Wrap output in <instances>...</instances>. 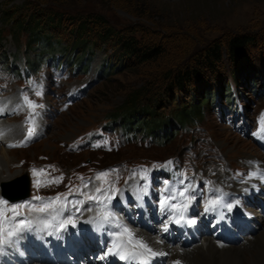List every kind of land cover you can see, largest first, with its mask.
Segmentation results:
<instances>
[{"label":"rangeland","instance_id":"rangeland-1","mask_svg":"<svg viewBox=\"0 0 264 264\" xmlns=\"http://www.w3.org/2000/svg\"><path fill=\"white\" fill-rule=\"evenodd\" d=\"M32 10L39 12L44 25L57 23L47 12L64 14L65 19L54 29L41 28V35L54 42L53 49L41 50L40 44L28 41L26 32L12 30ZM77 12L103 15L117 31L132 34L143 46L158 48L159 54L142 63L126 59L116 39L104 41L95 32L87 36L92 43L90 54L80 59V49L72 50ZM91 25L99 28L97 23ZM242 36L254 38L255 43L231 54L230 43ZM215 42L222 45L223 55L212 71L202 57ZM188 68L199 69L202 76H193L185 91L171 87L174 75ZM226 83L230 90H221ZM194 87L200 92L212 88L214 96L199 119L183 125L177 119V107L192 102ZM36 88L42 95L33 96ZM18 91L29 93L43 105L37 109L35 135L23 148H10L7 143L25 139L22 133L29 127L28 108L20 104L21 111L1 116L3 128L19 131L0 142V163L5 174L8 165L16 170L12 181L29 175L27 202L39 204L33 197H55L85 183L89 184L85 192L106 187L96 176L111 172L107 179L120 189L119 197L130 183H147L157 204L172 182L161 170L167 159L195 181L207 177L233 188L255 172V162L248 159H264V149L253 140L258 119L264 114V0H0V97ZM137 95L138 108L150 106L157 112L153 119L160 123L156 134H145L142 128L125 129L122 115L126 116L127 103ZM134 115L139 119L152 116L143 110ZM33 169L45 172L33 175ZM144 175L147 181L141 178ZM61 176L62 182L47 183ZM256 176L264 179V174ZM8 181L0 183L1 194L12 188L5 185ZM71 196L82 199L75 193ZM108 205L113 211L123 208ZM251 211L260 217L258 208ZM151 219L154 217L148 224L156 228L159 223ZM249 243L243 244L251 250L255 246L252 252L237 256L243 258V264H253L254 258L256 264H264V245Z\"/></svg>","mask_w":264,"mask_h":264},{"label":"snow or ice","instance_id":"snow-or-ice-1","mask_svg":"<svg viewBox=\"0 0 264 264\" xmlns=\"http://www.w3.org/2000/svg\"><path fill=\"white\" fill-rule=\"evenodd\" d=\"M35 95H42L41 92H35ZM23 105L29 109L28 124L29 127L26 132V137L23 141L9 144L8 147H23L27 142L35 135L36 132V116L38 115L37 109L43 107V105L37 104L30 99L26 94L23 96ZM19 111V109H16ZM260 133H253V135L264 136V114L261 115L260 120ZM3 133L0 132V135ZM97 147L99 145H96ZM171 164V161L168 162ZM116 171V170H112ZM146 171V170H145ZM33 175H40L45 172V169L32 170ZM111 172L99 173L96 176L97 180H103L106 187H96L94 191L85 192L84 189L89 187L88 183H85L82 188L75 189L70 188L68 193H61L55 197L43 198L33 197L34 200L40 201L39 204H33L32 202L9 205L8 201L0 199V253H3L6 247H14L17 243V239L20 234L29 231H46L48 235H56L59 239V233L66 231L69 226L76 227L77 215L83 209L84 211H91V207L84 209L83 206L86 203L91 202L95 205H104V210L88 223L96 224L99 231L105 223L110 226L114 225L117 229L114 232H110L109 235L113 237L110 242V246L106 248L104 253L99 257L100 260H106L109 256L115 257L117 260L124 262V264H151V262L157 257L169 256V252L153 249L147 241L138 236L130 228L122 225L119 218L111 213L107 209V205L111 203L116 194L120 192V189L116 188L113 183L108 181V177ZM252 176H256L257 173L253 172ZM147 181V176L141 177ZM83 180V178L81 177ZM63 177L55 178L54 180L47 181L48 184L62 182ZM167 183V182H166ZM37 188L41 187V182L36 181ZM46 186V185H45ZM168 192V195H163L162 199L158 201L159 211L166 214L169 219L164 223L163 231L168 230L170 223L177 225H195L196 220L188 218L186 216L188 208L192 202L196 199L195 195L189 193L193 191L192 185H185L182 190L178 192L176 190L164 189ZM247 191V189H245ZM78 194L82 197L79 200H69L68 197L73 194ZM139 200L143 199L144 195H147V183L141 186L135 193ZM179 202L173 203V200ZM239 201H236L238 204ZM219 199L210 200L204 208L205 212L214 211L217 205H220ZM233 203L224 204L229 211L236 206ZM74 209L75 211H72ZM24 210V211H21ZM35 214L34 218H29L28 213ZM65 213H68L65 215ZM22 217V218H19ZM19 218V219H18ZM162 243V241H158ZM172 264H182L180 260H175Z\"/></svg>","mask_w":264,"mask_h":264},{"label":"bare ground","instance_id":"bare-ground-1","mask_svg":"<svg viewBox=\"0 0 264 264\" xmlns=\"http://www.w3.org/2000/svg\"><path fill=\"white\" fill-rule=\"evenodd\" d=\"M2 122H3V118L0 116V132L3 133L2 135H0V142L4 141L5 143L7 137L15 136L19 130L17 129L16 131V130H10L6 127L3 128L1 125ZM9 153H10L9 149H6V155H8ZM248 161L255 162L253 163L255 172L257 169L264 170V159L251 158L250 160L248 159ZM3 165L4 164H1L2 167L0 169V183H2L3 181L11 180L15 176H17V174H15L16 170L14 171V169L10 165H8V174H5L6 172L4 173ZM23 175H25V178H22L21 181L23 182V185H25V182L27 183V180L31 182L30 177L27 173ZM251 179L257 181L258 186L261 187V192H257L256 195H254V198L257 200L256 203L260 205V207H255V211H257V208L259 209L260 214H258V216L260 217H256L255 214L252 213L253 220L250 223L253 225V227L246 226L242 228L241 234L245 238H243L244 240H242L239 243L236 241L228 243L218 238L216 235L207 232L204 227H200L201 230L200 239L196 241L193 240V242L190 245L186 244L184 241H182L181 238H179L176 235L173 237L175 240L173 241L168 237V234H166L165 231H163V229L161 228L163 222L158 224L156 228H152V226L148 224V221L150 220L151 216L154 217L155 219V216H158L162 213L158 210L159 208L158 206H156L154 210L151 209L153 207V204H150L151 205L150 209L148 206L145 205L147 211H144V213L141 215L142 221L139 220L140 217H138V215L132 213L131 214L132 221L130 223L133 227L134 232L138 236L142 237L145 241H147L153 249L162 250L170 253L169 256H166L167 264H172V262L177 259L180 260L182 264H243L242 262L243 258L237 255L243 254V252L245 251L252 252V250L255 247L253 246L251 250V248H249L246 244L243 243L250 242L251 244L253 243L255 245H264V196H263L264 186H261L263 184L261 181H264V179H261L260 176H252L249 180ZM246 185L248 186L249 183L247 182L236 183L235 187L231 188V190L234 192V194L240 193L242 191L243 193L248 192L244 190V187ZM251 187L254 186L251 185ZM131 188H133V185H131ZM12 189L18 190V188L16 187ZM12 189L10 190V192H12ZM0 194H1V188H0ZM124 195L126 194L124 193ZM10 197L14 198L13 195H10ZM238 199L242 201L243 200L242 195L238 196ZM141 203L144 206V202L141 201ZM248 209L253 210V207ZM72 211L75 210L72 209ZM81 213H83L84 216L87 215L85 212H82V210L80 214ZM67 214L68 213H65V215ZM34 216L35 215H33L31 218H34ZM122 218L128 219L125 216H122ZM154 219L151 220L153 221ZM169 226H172V223H170ZM105 228L107 227H104L102 230H104ZM45 233L47 232L43 231V234H41V231H37L35 229L30 230L29 233H26V231L21 233L14 247L5 248L4 254L1 257V264L3 263L23 264L22 263L23 260L27 261L30 258H32V260L29 262V264H54L52 263L51 260H49V258H47L46 254L39 256L35 254L36 251L35 249L37 246H39L40 248L49 247L51 249L50 254L56 258L58 264H71L69 261L64 259L60 251L56 252L55 249H53V245L59 244V246H64L67 249H77L78 245L80 244L76 242L75 238L79 234L78 233L72 235L67 234L66 237L59 235L60 236L59 239L57 238L56 235H53L50 236L49 240H45L44 239ZM71 236H75V238L71 239L70 238ZM102 237H106V234H102ZM97 238H100L99 235ZM158 241H162V243H158ZM234 244H239V245L237 246ZM89 250L92 252L94 251V242L93 243L90 242L88 245L87 254L88 256L89 255L91 256L89 259H87L86 256L82 258L78 253L76 254V252L73 253L74 264H99L97 259H95L94 256L95 252L91 254ZM219 255L222 256L221 258H219L218 261L217 258L219 257ZM261 255H264V253ZM76 256L79 259V263H77ZM6 259H8V263L6 262ZM254 262L255 264L256 262H258L256 258L253 259V264Z\"/></svg>","mask_w":264,"mask_h":264},{"label":"trees","instance_id":"trees-1","mask_svg":"<svg viewBox=\"0 0 264 264\" xmlns=\"http://www.w3.org/2000/svg\"><path fill=\"white\" fill-rule=\"evenodd\" d=\"M38 14V11L32 10L29 17L13 26L12 30H17L19 34L26 32L28 35V41L34 40V42L40 44L41 50L47 51L54 48V42L51 41L49 38L45 37L44 35H41L42 33H44L41 28L47 27L54 29V27L58 25V22L64 20L65 17L63 13L47 12V15L52 20H56L57 23L55 24L53 21H51L47 22V24L44 25L42 24V21L40 19L41 17H39ZM43 14L41 16H43ZM76 15V19L79 20V22L77 24L74 41L72 43V50L75 51L77 49H80V59H83L87 54H90L92 49V43L88 40L87 36H90L91 33L95 32H97L98 37L102 38L104 41L109 40V38L116 39L117 45H119L120 49L122 50L121 55L124 56V58L126 59H135L138 63H142L157 57V55L159 54L158 48L143 46V43L132 34L123 35L121 31H117L113 27V25H111L110 21L99 13L77 12L74 17H76ZM7 16H9V12L6 13L5 17ZM91 22L93 23V25L97 23L99 28H94L91 25ZM96 29L99 30L95 31ZM247 43H255V39L248 36L238 37L234 39L232 43H230L229 52L231 54H234L237 51L240 52L239 49L244 50V48L247 46ZM73 53L71 55H73ZM222 55V45L215 42L206 49V54L204 57H202V63H204L206 66H209V68H211V70L213 71V68L217 67V63L222 60ZM78 57L79 56H77V58ZM193 76L201 77L202 73L199 69L196 68H188L182 71H178L174 75V84H171V87L174 85L180 90L185 91L190 88L189 81L192 79ZM236 79H238L237 76ZM211 89L202 92L197 90V88L195 87L194 89H191L192 93L194 94L192 102L188 105H181L177 107V110L179 111L177 113V119L179 120V123L183 125L187 124L188 122L192 123V121H195L202 116L204 107L211 103L210 99L214 96L212 93L213 90ZM220 89H223V91L230 90L229 85L227 83L224 86H220ZM138 98L139 96L137 95L135 96L134 100L129 101V103H127L128 110L126 111V116L124 114L122 115V117L124 116V118H126L125 129L126 131L131 130V132H134L135 130L142 128L143 133L145 134H148L149 132L156 134L158 130L157 125H159L160 123L159 121H155L153 119L157 117V112L155 110L150 109V106H142L141 108H138ZM139 110L149 112L152 116H150L149 118L139 119L134 115V113Z\"/></svg>","mask_w":264,"mask_h":264},{"label":"water","instance_id":"water-1","mask_svg":"<svg viewBox=\"0 0 264 264\" xmlns=\"http://www.w3.org/2000/svg\"><path fill=\"white\" fill-rule=\"evenodd\" d=\"M22 178H16L13 181H8L5 183V185H12V187L18 188V190L12 189V192H10L11 189H4L3 194L6 195L10 199H20L23 197H26L28 195V182H25V185H23ZM9 193H8V192ZM10 195H13L14 198H11Z\"/></svg>","mask_w":264,"mask_h":264}]
</instances>
